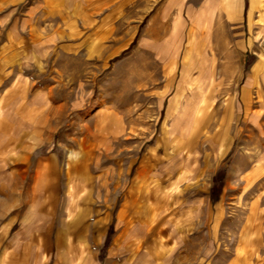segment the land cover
<instances>
[{
    "label": "rangeland",
    "instance_id": "rangeland-1",
    "mask_svg": "<svg viewBox=\"0 0 264 264\" xmlns=\"http://www.w3.org/2000/svg\"><path fill=\"white\" fill-rule=\"evenodd\" d=\"M167 1L0 0V264H264V0H239L238 14H221L237 57L207 112L212 126L191 141L173 133L166 71L180 54V33L208 28L220 0H194L195 7L179 0L177 15L161 21ZM227 6L223 0L228 13ZM171 22L160 64L151 57L149 65L140 56L153 30L165 36ZM38 42L47 46L35 50ZM209 71L188 88L187 102L207 90ZM223 104L230 110L219 118ZM100 107L111 109V151L99 169L68 179V162L99 152L83 127ZM211 128L214 141L223 138L222 151L211 152ZM187 145L191 162L179 155ZM155 156L172 165L159 178L163 192L185 194L160 239L151 231L153 200L144 198L156 182L142 184L159 167ZM196 167L201 172L191 179Z\"/></svg>",
    "mask_w": 264,
    "mask_h": 264
},
{
    "label": "crops",
    "instance_id": "crops-1",
    "mask_svg": "<svg viewBox=\"0 0 264 264\" xmlns=\"http://www.w3.org/2000/svg\"><path fill=\"white\" fill-rule=\"evenodd\" d=\"M72 1L74 0H68L69 3H71ZM178 1L179 0L167 1L166 5L163 8L164 11L161 13V16L159 17L161 21L171 18L172 15L175 16L177 12L176 3H178ZM191 2L195 7L196 1L191 0L190 3ZM239 5H240V1L238 0L237 8H235L233 11L232 10L229 11L228 13L224 11L223 8H222L223 10L221 11L219 9L214 15L212 22L211 24H209L208 28L206 26H203L200 30H198L189 25L179 35V40H182L180 54L178 55L177 59L175 57L171 58V61L174 63V65L170 67V70L166 71L168 73L166 74L168 77L167 80L168 93L173 94L169 113H174L177 119L176 120L177 128L174 129L173 133L175 134V132L178 131L180 133V136L184 139L188 138V141H191L193 137L198 136L201 133L203 134V129H202L203 127L212 126L213 119L210 116V114L207 112H211L212 110L215 109L217 103H215L214 100L219 99L221 88L225 90L226 86H228V75H229L228 70H225L226 73H224L222 72V68L229 63L231 65V63L234 62V60L236 59L237 53L235 49L230 47V43H229L230 41L227 38H224L222 32L224 21L221 18V14L223 12L226 13L227 16H229L231 13L238 14L239 13L238 10L240 8ZM54 9L59 13L65 12V10L63 11L58 8H54ZM171 25L172 22L170 24L169 31L165 36H159L157 33V28L153 30L151 41L148 42L150 47L148 48L145 47L147 56L144 55L140 56L141 58L145 59V61L148 62L149 65L151 64L150 62L151 57L156 58L155 61L159 63L157 52L162 46L163 42L167 39L169 32L171 31ZM186 40H188V42H185ZM38 43L37 46H35L36 48H34L35 50L39 51L40 47H38V45L40 44L42 46L44 45L47 46L46 42H38ZM20 55H22V52L16 54V58L19 57ZM198 62L203 64V66L201 65L202 68H194V64ZM21 63H22V59L20 60L19 58H17L15 60V66L18 69L19 75L20 74L22 75L23 73L22 72L23 67L21 66L22 65ZM219 65H221L222 67ZM203 68L210 70L207 76H205V78L211 80V82H209V84L206 85L207 90L200 99L198 98L199 100L195 99L193 102L189 103L187 102V98H184V96L188 97L190 95V90L188 88L191 87V85L199 84V79L204 78V76L202 75ZM257 76H258L257 72L253 71V75L251 79L247 81L244 87L246 95L250 93L251 87L254 84V79ZM133 78H136V76H133ZM221 78H223L222 82H221ZM198 88H199L198 85L194 86V90H197ZM262 88L264 89V87ZM109 90L113 95L115 91L114 88L110 87ZM206 101L211 103H208L207 105ZM230 106L231 104H226V105L223 104V106H221L222 108H219L218 110L219 118L221 112L224 115H226L227 111L230 110L229 109ZM234 107L235 110L236 109L239 110L238 108H241L240 105H234ZM110 113H111L110 108L100 107L92 125H87V126L85 125L83 127V130L89 133L87 142L91 143L92 146H94V150H98L99 152L94 154V157H90L87 160H85L84 158L81 159L77 158L74 166L70 165V163L68 162L66 168V176L68 179L78 175L80 172L83 171H85V173L89 175V172H91L92 170L99 169L101 158L105 156V154L108 151H111V146H110L111 140L109 139V137H107V134L109 133V128L107 127L108 126L107 121H108V115ZM217 128H215V130L213 131L211 128L210 131L206 133V135H209V138L212 141L210 144L211 152H213L218 147L222 151L223 148L225 147L221 135H220V139L217 142L214 141V139L211 136L212 133L217 130ZM163 153L166 157L167 152H163ZM189 153L190 151L188 145L186 147H182L179 154L182 157L181 161L183 162L193 161V159L190 160L191 155H189ZM155 160L157 162V165H159V167L156 169L155 172H153V178L146 179L145 181H143L142 184L144 185V184H149L148 182H153V183L156 182L153 190L147 189L144 198L153 200L152 207L150 210V213L152 215V219L150 221L152 223L151 231L153 237L160 239L161 235L164 232V226L169 221L167 220V216L171 206L173 205V203L174 204L179 203L181 204V206H184L183 199L185 194L183 191H179L178 193H176L175 191H170L167 194L163 192L164 181H159V178L163 177L164 174H168L169 170L172 169V165L171 162H169L164 157L155 156ZM164 160H167L168 162ZM200 170L201 169L199 167L193 168L192 172L194 173V176H192L191 179H194L195 176H198L201 172ZM155 178L157 180L154 181ZM87 182H89L88 176L83 178V181L80 183L82 185ZM105 183L106 182H104V184ZM75 189H76L75 186L69 189L71 191L70 192L71 201H73L75 198V192H76ZM197 194L198 193L195 192L194 195L197 196ZM203 202L204 201L200 203ZM205 209L206 208H202L200 206L197 207V211H199V213L200 211L202 212ZM68 210L70 215L74 213L73 206L72 207L70 206ZM144 231L146 234H148L149 230L144 229ZM142 258L143 255L140 253L138 255L139 261L142 260Z\"/></svg>",
    "mask_w": 264,
    "mask_h": 264
},
{
    "label": "bare ground",
    "instance_id": "bare-ground-1",
    "mask_svg": "<svg viewBox=\"0 0 264 264\" xmlns=\"http://www.w3.org/2000/svg\"><path fill=\"white\" fill-rule=\"evenodd\" d=\"M222 1H223V0H220L219 8H218V9H215L216 11L219 10V9H220V11L223 10V9H222ZM212 2H213V0H210V1H209V3H212ZM237 5H238V4H237ZM234 9H235L234 0H228V6H227V9H226V10L229 12V11H231V10L233 11ZM174 13H175V12H174ZM176 15H177V14H176ZM214 15H215V12L212 13L210 17H208V20H207V21H208L210 24H211V22H212V19H213ZM221 26H222V25H221ZM169 33H170V32H169ZM223 65H224V64H223ZM229 65H230V63L227 64V65H225V66L222 68V72L226 73L225 70H228ZM219 66H221V65H219ZM221 67H222V66H221ZM230 69H232V68H230ZM260 69H261L260 65L256 66V69H255V70H256L257 74H259ZM206 71H207V70H206ZM229 71H230V70H229ZM231 71H232V70H231ZM260 81H261V80H260ZM210 82H211V81H210ZM202 90H203V89H202ZM191 91H192V90H191ZM205 92H206V90H203L200 96L202 97V95H204ZM201 97H200V98H201ZM263 102H264V101H263ZM252 134H253V133H252ZM252 161H253V160H252ZM252 161H251V162H252Z\"/></svg>",
    "mask_w": 264,
    "mask_h": 264
}]
</instances>
